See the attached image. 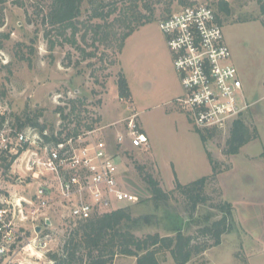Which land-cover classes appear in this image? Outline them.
<instances>
[{"label": "rangeland", "instance_id": "374dc122", "mask_svg": "<svg viewBox=\"0 0 264 264\" xmlns=\"http://www.w3.org/2000/svg\"><path fill=\"white\" fill-rule=\"evenodd\" d=\"M93 1L96 4L104 1V14L94 16L92 5L85 0L81 15L71 26L51 24L48 13L52 0L0 1V103L9 107L11 122L17 125V116L29 113L40 126L23 129L39 131L43 125L46 144L51 139L56 141L102 128L100 135L119 157L121 185L139 196V201L129 206L130 212L135 216L154 215L153 224L136 229L137 235L155 232L167 235L173 233L174 226L195 234L196 221L207 213L214 214L211 222L219 218L220 210L215 207L229 202L234 230L223 237L221 245L205 253V262L201 264H264V223L259 230L239 223L241 216H247L246 203L252 198H256L253 200L256 213L264 212V8L261 1L227 0L229 14L219 11L220 0ZM195 3L211 5L224 25L249 103L241 117L258 132L257 138L234 155L223 152L231 123L223 129H202L206 136L203 142L188 112L176 103L184 90L159 22ZM130 26L136 30L125 39ZM121 76L127 78L132 92L130 98L120 97ZM137 112V123L148 135L149 147L117 145V131L123 132L124 123ZM208 152L217 165V177L207 186L210 200L200 206L196 217L190 220L178 192L167 206L156 208L144 177L152 175L163 189L170 191L175 188L176 178L188 183L212 175ZM6 163L0 169V198L13 193L30 192L31 195L35 185L27 186L21 162L14 169ZM50 215L54 221L51 231L54 240L44 251L21 249L20 257L24 261L53 264L50 254L60 250L69 230L76 227L54 213ZM20 227L19 247L38 236L32 220L20 222ZM135 263V257L119 256L111 264ZM162 264H175L170 253H166Z\"/></svg>", "mask_w": 264, "mask_h": 264}, {"label": "built area", "instance_id": "2783aa9c", "mask_svg": "<svg viewBox=\"0 0 264 264\" xmlns=\"http://www.w3.org/2000/svg\"><path fill=\"white\" fill-rule=\"evenodd\" d=\"M260 1L264 8V0ZM159 27L184 90L176 103L201 130L232 124L249 103L217 11L205 3L190 4L160 20ZM138 118L135 113L124 123V131H117V145L149 147V137L140 129ZM101 129L46 144L44 132L45 136L12 123L9 107L0 103V169L6 162L14 169L20 161L27 186L35 185L31 195L13 193L0 198V264H36L31 259L24 261L21 249L47 250L54 240L50 213L76 225L139 201L136 193L121 185L119 157L100 135ZM27 219L34 222L38 236L19 247L20 222Z\"/></svg>", "mask_w": 264, "mask_h": 264}, {"label": "trees", "instance_id": "16d2710c", "mask_svg": "<svg viewBox=\"0 0 264 264\" xmlns=\"http://www.w3.org/2000/svg\"><path fill=\"white\" fill-rule=\"evenodd\" d=\"M84 2L85 0H52L48 13L49 21L53 25H73V20L82 13ZM98 2L96 4L95 1L89 0L95 12L94 16H102L105 12L104 1ZM218 8L226 14L231 11L227 0H220ZM135 11L136 9L132 12ZM106 15L109 16L110 13ZM135 30V27L130 26L124 38L131 36ZM118 81L120 97L130 98L132 92L127 78L121 76ZM16 120L20 128L40 126L39 121L32 118L29 113L17 116ZM43 128L42 125L38 129L41 134L44 132ZM196 131L201 140L206 142L204 132L201 129H196ZM257 137V130L251 129V126L240 116L231 125L223 152L226 155L237 154L245 144ZM208 157L213 165L212 175H205L188 183H183L176 178L175 188L170 191L163 189L157 179L147 174L143 180L147 184L156 208L167 206L173 194L178 192L183 199L185 211L190 220H193L200 206L210 200L206 188L210 181H214L217 177L218 168L210 152H208ZM215 208L220 210L221 216L211 222L214 214L207 213L202 220L196 221L195 234L186 233L182 227L174 226L171 234L162 235L155 232L139 236L135 230L143 225L153 224L154 215L135 216L130 212L129 206L96 214L87 220L79 221L76 227L69 230L60 250L51 253L50 258L53 264H111L119 256H131L136 258V264H162L168 252L175 264H187L195 259L199 262L207 250L220 245L223 237L234 230L231 204L223 202Z\"/></svg>", "mask_w": 264, "mask_h": 264}, {"label": "crops", "instance_id": "0c3cea01", "mask_svg": "<svg viewBox=\"0 0 264 264\" xmlns=\"http://www.w3.org/2000/svg\"><path fill=\"white\" fill-rule=\"evenodd\" d=\"M138 113V112H137ZM142 127H143V125H142ZM254 199H256V198H252V200H249V202H247L246 203V215L247 216H245V217H243V216H241L242 217V220L243 219H245L244 220V222L241 220L240 221V219H239V223H240V225H242V226H244V224L245 223H247L249 226H251L252 227V229H254V230H259L260 229V227L259 226H261L262 227V225H261V223H264V212L262 213V211L260 212V213H256V210H255V205H254V202H253V200ZM258 212V211H257ZM255 213V214H254ZM238 223V224H239ZM247 225V226H248ZM248 226V227H249ZM263 228V227H262ZM244 229H245V231L246 232H248V228H245L244 227ZM229 234V233H228ZM226 236V235H225ZM224 236V237H225ZM222 242H223V240H222ZM222 244V243H221ZM220 244V245H221ZM219 246V245H218ZM211 249V248H210ZM208 251V250H207ZM206 251V252H207ZM205 252V253H206ZM205 253H204V255H203V257H202V259L199 261V262H197L196 261V259L195 260H192V261H190V262H188L187 264H189V263H192L193 261L194 262H196V263H198V264H201V263H204L205 262ZM127 257V256H126ZM136 264V263H135Z\"/></svg>", "mask_w": 264, "mask_h": 264}, {"label": "bare ground", "instance_id": "6f19581e", "mask_svg": "<svg viewBox=\"0 0 264 264\" xmlns=\"http://www.w3.org/2000/svg\"><path fill=\"white\" fill-rule=\"evenodd\" d=\"M8 166H9V165H8ZM37 231H39V230L37 229ZM32 249H33V248H32ZM35 250H36V249H35ZM36 251H38V252H39V251H43V250H40V249H39V250H36Z\"/></svg>", "mask_w": 264, "mask_h": 264}, {"label": "water", "instance_id": "95a60500", "mask_svg": "<svg viewBox=\"0 0 264 264\" xmlns=\"http://www.w3.org/2000/svg\"><path fill=\"white\" fill-rule=\"evenodd\" d=\"M38 230H39V228H38Z\"/></svg>", "mask_w": 264, "mask_h": 264}]
</instances>
